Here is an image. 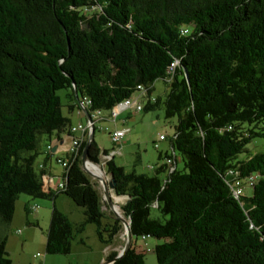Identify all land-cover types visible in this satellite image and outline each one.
I'll use <instances>...</instances> for the list:
<instances>
[{
    "label": "trees",
    "instance_id": "1",
    "mask_svg": "<svg viewBox=\"0 0 264 264\" xmlns=\"http://www.w3.org/2000/svg\"><path fill=\"white\" fill-rule=\"evenodd\" d=\"M159 80L169 86L165 116L177 118L171 144L184 168L162 178L166 165L149 176L105 162L133 235L113 264H146L142 237L147 247L158 241L157 264H264V152L248 148L264 140V0H0V227L9 230L21 195L52 200L37 160L53 138L73 136L59 91L69 111L81 102L91 117L134 96L148 112L161 104L152 96ZM88 136L63 158L60 190L84 221L74 226L52 203L47 255H69L88 225L108 247L122 231L82 169ZM108 154L94 140L88 158L100 165ZM0 264H13L7 235Z\"/></svg>",
    "mask_w": 264,
    "mask_h": 264
},
{
    "label": "rangeland",
    "instance_id": "2",
    "mask_svg": "<svg viewBox=\"0 0 264 264\" xmlns=\"http://www.w3.org/2000/svg\"><path fill=\"white\" fill-rule=\"evenodd\" d=\"M156 85V90H155V96L161 98V104H159L158 107L155 109L145 112L142 111L141 113H127L128 116L131 117V119H128V123L122 124L121 120L117 121V125H115L112 121H97L95 122V141L99 145V147L102 150H106L109 155L112 154L113 150H120L121 147L124 146V144L121 145H115L112 141V134L115 132L116 127L120 128H130L131 132L130 135H128L131 140L130 144H127L126 146L121 149V154L117 155L115 157V163L118 166H123L125 171L127 173L136 171L138 174H147L149 176H154L156 174V171L158 170L159 166L164 164L166 162L165 158H161L160 154L165 153V151L169 152L172 154V150L170 149V143L172 141V138L175 135V126L177 125V118H171L167 119L165 116V107H164V101L166 99V95L168 92V84L165 83L162 80H159L155 83ZM59 96L62 99V105H63V114L67 118L71 120V123L73 125H78L79 121L83 125L86 124L87 120L85 117H81L80 120V115L77 110L71 112L67 108L69 100L66 98V91H59L58 92ZM134 99H137V96H134ZM140 103L143 106H146V101L144 99H140ZM110 116L109 111H103L101 112L100 118H108ZM128 118V117H127ZM160 136H164L166 138V144L159 143V149L157 150L155 148V144L158 143ZM45 143V138L41 141V145ZM249 149H251L254 153L255 152H264V140H256L252 144L248 146ZM177 157L179 158V163H178V169L182 170L184 168V163L182 161L181 155L176 152ZM103 156L101 158V163L100 166L102 167L103 171L105 172V167H103L102 163L103 161ZM38 162V160H37ZM169 171L167 170L166 172H162L159 175L164 178L167 176ZM87 174V173H86ZM107 179H110V176L105 172ZM88 175V174H87ZM91 177V176H90ZM93 182H95L98 190L103 194L104 196V191L100 183L96 180L93 179ZM113 194V193H112ZM246 194L248 196L252 195V190L247 189ZM113 197L116 198L117 196L113 194ZM121 198V201L119 202L120 208L121 206L125 203L126 198L124 197H119ZM28 199L30 201L31 206H39L38 210L36 212H30L29 207L27 209V213L23 211V214L20 215L19 219H16V222H22L23 217L25 218L26 215H28L30 218L33 219V217H37L39 214H44L47 211V231L50 226V220H51V213H52V200L49 199H32L31 197H28L26 195H21L19 199L16 202V207L19 208L21 202L23 200ZM103 210L109 215V217H115L114 213L110 210V208L107 206L106 201L103 200ZM65 204V211L67 213H71V215L76 218L79 217V212L83 214V209L80 207H77L68 197L66 198V203ZM74 209V211L72 210ZM118 209V208H117ZM79 210V211H76ZM16 211V210H15ZM78 212V213H77ZM157 211H153V216H157ZM15 216V215H14ZM123 216V215H122ZM111 217V218H112ZM125 218V217H124ZM14 220V219H13ZM32 221V220H30ZM13 222V221H12ZM105 224H112V219H109L104 222ZM33 226H24L25 228H33L37 229L38 234H41L43 231V226L42 225H35L36 222H33ZM122 225V231L121 233L116 237V240L114 242V246L118 248V250H121L126 243V235H125V227ZM95 225H91V227H88V230L86 232V242L89 243L91 248L88 250V254H91L92 256H96L98 253V249L96 247L99 246L101 247L100 253L103 254L104 251L107 249V246L102 245L99 240L96 232L94 231ZM14 231L15 229L12 228V231L10 232V238L14 236ZM46 234V233H45ZM19 236L18 238H20ZM158 241L155 239L148 240L146 243L148 245L144 246L145 243L142 241V239H138L136 246L139 247L138 251L143 252V249L140 247H146L144 250V257H145V262L146 264H157V258L155 253L153 252V249L155 245L157 244ZM11 245V243H10ZM148 248V249H147ZM150 248V249H149ZM11 254H10V252ZM7 252L9 253L10 258L13 256V252L10 250L8 247ZM18 252V250H17ZM37 253L47 256L48 258V263L47 264H94L91 262L90 259H88L87 256L81 258V259H74L72 261L69 260V256H62V255H47L46 250L40 251L37 250L36 245L28 246L27 250L25 251L26 257L27 258H32L33 255H36ZM12 255V256H11ZM100 264H103L101 261Z\"/></svg>",
    "mask_w": 264,
    "mask_h": 264
},
{
    "label": "crops",
    "instance_id": "3",
    "mask_svg": "<svg viewBox=\"0 0 264 264\" xmlns=\"http://www.w3.org/2000/svg\"><path fill=\"white\" fill-rule=\"evenodd\" d=\"M155 90H156V85L154 84V90H153L152 96L155 98H160V97L155 96V93H154ZM78 113L80 115V120H81V117L86 118V116L82 110L78 111ZM127 113H128L127 111L123 110V111H120L116 117H113V115L111 114L108 118L98 117L96 120L97 121H99V120H101V121H112L115 125H117L116 123L118 120H121L122 124H126V123H128L127 122L128 119L129 118L131 119V117L128 116ZM79 124H82L81 121H79ZM78 125L72 124V126H78ZM89 131L87 132L88 134H89ZM115 131H124L125 132V136L121 140V145L124 144V146H126L127 144H130L131 138L128 136V135H130V133H132L130 128H120L117 126ZM62 140H63V142L61 143L60 141H57L56 138H53V143L58 145L57 151L55 153L51 152V154H48V153L43 154L38 158V162H37L38 168L44 167V175L42 177L41 193L44 194L45 196L51 195L52 203L55 204V206L58 208V210H60L62 213H64L65 215H67L69 217L70 221L72 222V224L74 226H77L84 221V215L79 212V217L74 218L71 215V213H67V211H65L66 209L64 207L65 204H69V202L66 203L67 197L64 194L60 193V190L57 189V185L59 184V182H61L62 176L64 174V168L62 167L61 164H59L58 160L63 159L66 156L67 146L69 144L70 138H68V136H63L61 138V141ZM158 143H162V145L166 144V140L158 141ZM45 145L46 144H44L42 147L43 153L46 151ZM123 147H121L120 150H118V151L113 150V152H112L113 156H111L112 154L111 155L108 154L107 156H103V158H104L103 160H105L102 163L103 167H105L106 161H108L112 158L115 159V157L117 155L121 154V149H123ZM170 149L173 152L172 154H170L167 151H165V153L160 154L161 158H165V159L170 158V162H168L166 160V162L164 164L159 166V168H161V167H164L166 165L164 167L165 172L167 170L173 171L175 168H178L179 158L177 157L176 152L173 150L171 143H170ZM100 163H101V161H100ZM105 172H106V168H105ZM112 196H113V194H112ZM43 199L51 200L49 197L43 198ZM113 199H114V197H113ZM32 206H35V205H32ZM28 207H31L30 201L28 199L23 200V202H21L19 208L16 207L15 216L13 218L14 220L11 223L9 230L7 231L4 227H0V238L7 235V249L9 247L10 250L13 252V256L11 255L12 256L11 260H12L13 264H47L48 263L47 256L45 257L39 253H37L36 255H33L32 258L26 257L25 251L27 250L28 246L36 245L37 250H40V251L46 250V234L45 233L47 231V211L44 214H39L37 217L36 216L33 217V219L30 218L28 215H26L25 218H24V216H22L23 221L21 223L16 222V219L17 218L19 219L20 215L23 214V211L27 213ZM72 210L74 211L73 208H72ZM76 211H79V210H76ZM30 220H32V221H30ZM33 222H36L35 225H37V226H39V225L43 226V231L41 234H38L37 229H33V228L30 229V228L24 227L25 225L26 226H33L34 225V224H32ZM28 223L30 225H28ZM88 227H91V225L86 226V228L82 234L76 235V237L72 243L71 253L69 255H67V256L71 257V258H69L70 261H72L74 259L76 260L77 258L81 259V258L87 256L88 259H90L91 262L94 264H100L101 261L104 264L105 259L108 256V254H110L111 252H117V253L120 252V250H118V248L115 247L113 244L112 247L107 246V249L104 251L103 254H101L100 253L101 247L96 245V247L98 249V253L96 254V256H92L91 254H88V250H89V248H91L89 243L86 242V239H87L86 238V235H87L86 232L88 230ZM12 228L15 229V231H14V236L12 238H10V232L9 231H12ZM94 231L97 234V227L96 226L94 228ZM19 236H21V237L18 238ZM98 240H99V238H98ZM99 242H100V240H99ZM10 243H11V245H10ZM101 244L104 245L103 243H101ZM17 250H18V252H17ZM10 254H11V252H10ZM38 254L40 256L37 257Z\"/></svg>",
    "mask_w": 264,
    "mask_h": 264
},
{
    "label": "built area",
    "instance_id": "4",
    "mask_svg": "<svg viewBox=\"0 0 264 264\" xmlns=\"http://www.w3.org/2000/svg\"><path fill=\"white\" fill-rule=\"evenodd\" d=\"M177 63L175 64H172V66L169 68V73H172L174 72V68L176 66ZM166 80H170L169 77H166ZM127 111L129 114L131 113H139V112H142L144 110V106L140 103V99L137 98V99H134V98H129V99H126L124 100L123 102L119 103L118 105H116L113 109H112V115L113 117H116L117 114L120 112V111ZM101 114L100 111H95L92 115L93 118H97L99 115ZM90 130V126L89 124L83 126V125H78V126H73L71 128V133L73 134V136L69 137L70 138V141H69V147L67 149V153L69 155H75L78 153V150H79V147H80V144L85 136V134ZM125 136V132L124 131H115L113 134H112V141L115 145H118L121 143V140L123 139V137ZM166 140V138L164 136H160L159 138V141H164ZM54 145H49L47 147L48 151L52 150ZM155 148L158 150L159 149V143H156L155 144ZM113 156V154L111 155ZM59 164L62 165L63 168H66L67 167V164H68V159H59L58 160ZM168 162H170V160H168ZM42 168V167H41ZM252 180V179H251ZM251 183V182H249ZM63 180H61V182H59V184L57 185V189L58 190H62L63 189ZM252 184V183H251ZM241 186V183L240 181H234L232 183V189H233V192H234V195L239 198L243 191H242V188L240 187ZM38 209L37 206H32L30 208L31 211H36ZM142 240L143 241H146L147 238L146 237H142ZM40 256L39 254L37 255V257Z\"/></svg>",
    "mask_w": 264,
    "mask_h": 264
},
{
    "label": "water",
    "instance_id": "5",
    "mask_svg": "<svg viewBox=\"0 0 264 264\" xmlns=\"http://www.w3.org/2000/svg\"><path fill=\"white\" fill-rule=\"evenodd\" d=\"M78 104H79V107L81 108V110H83V112L85 113L86 119H87V123L90 126L88 140H87V143L85 145V148H84L83 154H82V169L89 176H91L93 179H96L100 183V185L102 186L103 191H104L103 200L106 201L107 206L114 213L115 218L117 220H119L125 227V235L127 237L125 246L120 250V252L116 256V258H114L113 260H107L104 263V264H113L116 260L120 259L123 255H125L130 250V248L132 246L133 235H132V231H131V222L129 220L125 219L124 216L119 215L116 212V210H115V202H114V199H113V196H112V192L115 190V187H116L115 181L113 179H107L106 180L103 177H95L92 174L88 173V171L86 169V167L88 165H92V166L93 165H97V164L92 163L89 160V158H88L89 148H90L91 144L93 143V141L95 140L94 122H93L92 117L90 116V114L85 109L84 105L81 102H78ZM60 142L62 143L63 140L60 141ZM69 144L67 146V149L69 147ZM57 148H58V145H56L54 143V146L52 148V152L55 153L57 151Z\"/></svg>",
    "mask_w": 264,
    "mask_h": 264
},
{
    "label": "bare ground",
    "instance_id": "6",
    "mask_svg": "<svg viewBox=\"0 0 264 264\" xmlns=\"http://www.w3.org/2000/svg\"><path fill=\"white\" fill-rule=\"evenodd\" d=\"M86 169H87L88 173L92 174L93 176H95V177H103L104 179L107 180L105 172L103 171V169H102V167L100 165H93V166L92 165H88L86 167ZM115 210H116V212L119 215H121V216L123 215L121 209L117 205H115Z\"/></svg>",
    "mask_w": 264,
    "mask_h": 264
}]
</instances>
